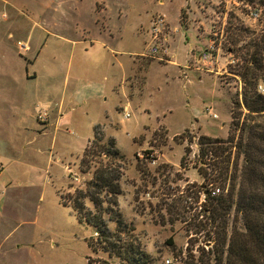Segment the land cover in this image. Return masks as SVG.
Instances as JSON below:
<instances>
[{"label":"rangeland","instance_id":"obj_1","mask_svg":"<svg viewBox=\"0 0 264 264\" xmlns=\"http://www.w3.org/2000/svg\"><path fill=\"white\" fill-rule=\"evenodd\" d=\"M182 1L0 0V264H121L126 260L118 250L128 245L144 251L151 264H181L205 190L219 186L211 178L215 158L200 161L198 137L227 138L233 119L264 125V113L245 105L253 83L264 95V0H195L193 14L188 4L179 11ZM94 7L103 10L96 16ZM155 13H163L172 30L178 20L199 21L197 30L170 31L175 61L147 53ZM209 40L218 48L214 63L204 66L211 75L193 68L194 55ZM194 41L185 55V43ZM111 49L119 53L114 65ZM229 54L235 63H227ZM109 71L105 98L76 107L71 126H52L60 113L49 106L67 74L97 81ZM125 73L111 92L110 83ZM33 113L40 129L52 127L34 132ZM96 122L105 125L93 135ZM71 127L73 133L65 130ZM233 131L236 142L239 129ZM89 137L83 159L79 144ZM230 160L233 169L235 149ZM241 164L240 156L237 175ZM103 167L121 174L115 205L105 187H88ZM86 189L99 197L98 205L79 197ZM77 198L103 233L77 218ZM232 220L244 229L234 210Z\"/></svg>","mask_w":264,"mask_h":264},{"label":"trees","instance_id":"obj_2","mask_svg":"<svg viewBox=\"0 0 264 264\" xmlns=\"http://www.w3.org/2000/svg\"><path fill=\"white\" fill-rule=\"evenodd\" d=\"M251 62L254 64L256 61L253 59ZM252 89L253 95L248 98L245 95L247 110L251 113H264V95L255 90V83ZM233 120V130L239 129L236 142L233 130L227 138L205 134L198 137L200 161L205 162L208 155L215 158V164L211 166L214 174L211 178L218 182L225 192L221 191L217 195L207 193L204 200L200 201L199 210L194 214L195 231L188 234L181 264H264V125H246L245 121L239 125L238 121ZM96 126L99 124L94 126L93 135ZM91 141L90 139L85 146L82 158ZM234 149L235 164L231 169L230 158ZM240 156L242 164L240 175H237ZM198 170L205 179L212 174H208L202 166ZM120 175L118 171L113 175L106 167L97 169L88 187L93 183L96 186L102 185L109 194L107 202L115 205L116 196L121 192L119 183L115 180H118ZM200 190L202 189H198L199 192ZM85 196L89 197L95 206L101 202L92 191H79V197ZM72 207L79 214L77 218L80 221L84 218L96 227V231L104 232L101 225L89 217L91 213L83 211L84 205L78 198L74 200ZM232 210L235 217L240 215L243 230L238 228L234 220L230 221ZM117 218V222H120L119 215ZM201 230L204 231L200 233ZM168 241L172 243L171 240ZM87 243L92 247L90 241ZM118 252L119 256L126 260V263L121 264H151L148 255L136 246L128 245L124 247V253L120 250Z\"/></svg>","mask_w":264,"mask_h":264},{"label":"crops","instance_id":"obj_3","mask_svg":"<svg viewBox=\"0 0 264 264\" xmlns=\"http://www.w3.org/2000/svg\"><path fill=\"white\" fill-rule=\"evenodd\" d=\"M194 3H195V0H183L182 3L179 6V11L186 4H188L189 5L188 6V10H189V12L191 14H193L192 9L195 8V4ZM102 10L103 9L98 10L97 8L94 7L93 13L96 14V16H97V14H99L100 11H102ZM104 10H106V8ZM155 14H159V13H155ZM160 14H163V13H160ZM96 16H95V19H96ZM96 21L97 20H95V22ZM150 22H151V19L149 21L148 27L150 26ZM167 22H168V20H167ZM195 22L197 23L196 27L194 25ZM168 23H169V30L167 32L168 53H167V56L164 57V59H159V60H164L165 62H167V61L168 62L169 61H175L174 59L171 60V58H170V42H169V39H168L170 37V35H172L170 33V31L176 32V31H178L179 29L182 28L187 33V31L189 29H191L193 31V30H197L198 27H199V21H194V20L190 19L188 23L186 22L184 24V22L182 23V22H180L178 20V25L173 27V30H175V31H173L172 28H171L170 22H168ZM118 31H119V34L121 35L120 27H119ZM185 35H183V37H185ZM108 36H111V35L108 33ZM170 41H171V39H170ZM89 43H90V45H94V41H92V40H89ZM103 43H104V41H102V44ZM104 44H105V46L104 45L103 46L107 47V43H104ZM186 44H187V46H186V49H185V52H186L185 55H187V56L189 55L190 56L191 55V48L194 47L195 41L194 42L185 43V45ZM39 51L40 50H38L37 54L39 53ZM110 53L112 54L111 55V58H112V61H113L112 65H114L117 62V57H118L119 53L117 51H115V50H112V49H111ZM34 58L36 59V56ZM35 59H34V61H35ZM28 64H32V63H28ZM207 72H208V75H211L210 72H212V71H207ZM128 73L123 74L120 78H116L115 81H112L110 83L109 88H110L111 92H114V90H115L114 87L117 84V80L122 81L128 75ZM110 75H112V71L106 72L105 75L102 77V79L97 80V81H92V80H86V79L83 80L82 78H80L77 75L71 77V75L67 74L65 79H64L63 87H62V90H61V93H60L59 97H57V98L55 97L56 99H53L51 104H50V106H49V107L53 108L52 109L53 111L56 110V111H58V113H60V114H58V116L54 117V120L56 119V121H54V123H53L54 125H52V126H55V127L71 126L72 125V121H71L72 120V113H73V110L76 107H82V106L84 107L87 103H89L91 101H94V100L100 99V98H105V93H106V91L108 89L107 85H108V80H109V76ZM144 84H145V76H143V81H142V85L141 86L143 87ZM125 87L126 86H124V84L119 83V88L120 89L124 88L125 94L127 93L125 96L129 97V94H128V92H127ZM131 87H134V84H133V86H132V84H130L129 88H131ZM119 90L117 91V95H119ZM139 90H141V89H139ZM132 104L134 105L133 102H132ZM132 104L128 100L127 105L130 107ZM32 115L34 117V120H33V123L31 124V127L34 129V132H36L38 134H41V133L46 132L49 128L52 127V126L51 127L45 126L44 128L40 129L39 121L36 120L34 113ZM96 124L103 125V126L105 125L104 123L96 122L93 125V131H94V126ZM65 130L67 132H69V133H73V131H74L73 127H71V129L65 128ZM92 137L87 138L86 140H84L83 142H81L79 144L80 146H79L78 149H79V151H82L81 154L83 153V150H84L85 146L87 145L88 141ZM49 153H50V157L52 159L54 154H53V152L51 150H49ZM2 188H5V187L3 186Z\"/></svg>","mask_w":264,"mask_h":264},{"label":"built area","instance_id":"obj_4","mask_svg":"<svg viewBox=\"0 0 264 264\" xmlns=\"http://www.w3.org/2000/svg\"><path fill=\"white\" fill-rule=\"evenodd\" d=\"M217 29V25L215 23L211 24V34H216L215 31ZM169 30V23L165 19V16L163 14H155L151 18L150 26L147 30L148 39L146 41L147 45V53L151 57H156L158 59H164L165 56H167L168 53V43H167V32ZM218 48L216 46L215 40H209V43L200 50L197 54L194 55V69H201L203 67V70L209 71L211 68L204 67V66H210V64L214 63L216 55H217ZM230 59H228L227 63L232 64L235 63L234 58H232L231 54ZM187 67V66H185ZM210 114H212L213 117H216V113H212L209 111ZM125 116H129V112H125ZM47 118L46 112H41L39 114V120L44 121ZM221 191H223L219 186H215L213 188H210L208 190H205L207 193H211L212 195H217ZM225 192V191H223ZM205 196V195H203Z\"/></svg>","mask_w":264,"mask_h":264}]
</instances>
